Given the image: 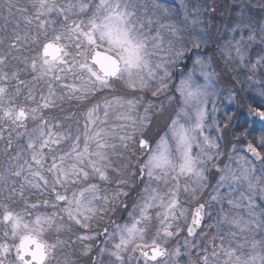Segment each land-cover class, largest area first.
I'll use <instances>...</instances> for the list:
<instances>
[{"label":"snow or ice","instance_id":"6c2138e0","mask_svg":"<svg viewBox=\"0 0 264 264\" xmlns=\"http://www.w3.org/2000/svg\"><path fill=\"white\" fill-rule=\"evenodd\" d=\"M0 264H264V0H0Z\"/></svg>","mask_w":264,"mask_h":264},{"label":"rangeland","instance_id":"374dc122","mask_svg":"<svg viewBox=\"0 0 264 264\" xmlns=\"http://www.w3.org/2000/svg\"><path fill=\"white\" fill-rule=\"evenodd\" d=\"M168 2L171 3V0H168ZM177 2H178V0H177ZM192 2L194 3L195 0H192ZM220 2H223V0H220ZM219 18H220V17H217V19H216V21H215L214 23H216V24L221 23V22H222V18H220V20H219ZM226 19H227V14H225V17L223 18V20H226ZM226 143H227V142L225 141V144H226Z\"/></svg>","mask_w":264,"mask_h":264},{"label":"trees","instance_id":"16d2710c","mask_svg":"<svg viewBox=\"0 0 264 264\" xmlns=\"http://www.w3.org/2000/svg\"><path fill=\"white\" fill-rule=\"evenodd\" d=\"M219 20H220V18H219ZM216 24V23H215ZM227 142V141H226Z\"/></svg>","mask_w":264,"mask_h":264}]
</instances>
